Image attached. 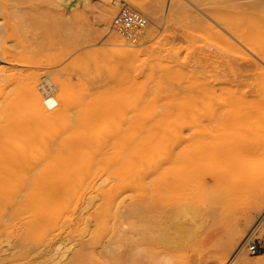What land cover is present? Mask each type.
<instances>
[{
	"label": "rangeland",
	"instance_id": "1",
	"mask_svg": "<svg viewBox=\"0 0 264 264\" xmlns=\"http://www.w3.org/2000/svg\"><path fill=\"white\" fill-rule=\"evenodd\" d=\"M1 1L5 4V8L0 10V57L3 54V49H8L15 52L18 59L20 57L24 58L22 60L19 59L21 65L0 64V75L4 74L2 76H7L5 78L8 79L0 84V101L20 96L25 88V78L33 76L37 77L39 89L45 84L55 85V97H58L63 91H69L70 95H72L71 97H73L74 101L70 104L69 120L62 129L75 131L76 128L74 127H84V129L77 127L76 131L88 130L94 142L99 140L110 141L114 140V138L120 139L122 136L125 137V134L136 139L149 137L146 138L147 157L138 163L139 167L137 165L133 170L135 173L143 174V179L133 180L130 186H125L108 175L98 176L93 171L72 173L73 167H67L65 168L67 170L62 169L61 171H48L45 165L20 166L18 168L15 165L12 166L6 163V160L0 157V264H240V260L262 264L260 260L264 258L261 259L259 256H264V211H254L253 213L249 211L254 203L256 192H237L233 177H225L212 182H207L200 176H196L192 180L187 176L185 178L183 167H180L182 165H179V163L178 165L176 164L175 158H177L176 156L179 155L182 149L179 148V151L177 150L181 145L180 135L182 133L187 135L193 129L199 116L207 113L209 101L213 96L212 88L209 89V86L214 85L216 77L223 80L221 75V77L218 76V72H221L223 76L227 72L229 75L224 76L227 77V80L232 76L231 79H234L235 84L232 88H235L234 90L237 94L239 93L238 90L241 89L240 92H248L250 99L255 98V96L256 98L260 97L257 93L255 95L253 91L257 92L260 88L261 82L257 80L262 79L258 70L263 68L264 64L262 65L259 60L258 64L257 57H255L256 53L252 54L251 48L256 45L259 46L262 42V32L259 25L264 24V0H256V2L255 0L204 1L205 3H214L219 6L218 8L225 23L234 30H241L247 43V49L241 46H238L237 50L235 47V49H232L231 47L233 46L224 43L225 46L227 44L226 47L231 46L229 51L225 46L223 47V42H219L220 39L208 27L207 23L175 17V19L165 20L162 26L156 28V33L152 38H149L145 33L146 30H144L137 44H131L123 39L126 44L125 48L135 45L136 48L143 49V53H145H142V59L139 58V61L136 60V62H133L134 65L124 71L119 69L117 58L121 47L109 42L110 37L116 31L112 27L109 30H105L102 27V23H100V11L105 0H80L83 5L80 3V10H76L78 13L75 16V10L73 15L67 12H70V10H67L64 5L67 2L64 0L63 2L65 3L62 4H60L62 1L57 4L55 0ZM76 1L72 0V2ZM131 1L143 4L145 7L155 4V0ZM86 2L91 7L89 10H84L83 6ZM126 3L135 9L132 4ZM56 5L61 6L59 8ZM120 5L117 6V13ZM191 9L197 12L201 18H204L194 8L191 7ZM142 14L148 20V27L151 26L153 28L149 20L151 16L147 14L148 17L144 13ZM254 19L256 20L255 22ZM257 21H261L260 24L256 23ZM263 26L261 28H264ZM197 31L199 33H195ZM181 32H184L185 35L187 34L186 39L183 36L184 33L181 34L183 38L179 35ZM214 37H217L218 42ZM211 39L216 42H212ZM188 40L190 41L187 42ZM209 44L213 48L216 46L214 50ZM208 45L209 47L207 48ZM218 48L221 51L223 50L222 55ZM178 51L179 53H177ZM249 51L252 53H249ZM240 53L241 56H239ZM144 58L148 60L143 61ZM29 60L31 62L30 65L26 63ZM243 64L249 65L247 69ZM250 65L255 66H252L250 70ZM217 66L224 71L218 70ZM225 70L227 71L225 72ZM229 71L230 73H228ZM236 74L238 76L240 74V76L236 77ZM120 76H124L123 79H119ZM235 77L238 80H235ZM127 78L131 82L127 81ZM212 78L213 80L215 79L214 82ZM45 79L48 80L45 82ZM114 86V89L118 91H121V88H131L134 94L128 102L118 104L116 96L113 95L115 93L113 92L114 89H112ZM240 86L244 88L242 89ZM112 97L115 101H113ZM107 102L109 103L107 104ZM86 103L90 105L88 106ZM205 105L207 108L204 107ZM150 108L153 109V112H151L152 109ZM93 110L94 112H92ZM98 110L102 112H97L96 116L92 114ZM120 111H124L123 114ZM145 112L151 113V115ZM172 112L173 114H171ZM97 114H99L98 117ZM158 115L161 118L157 117ZM138 116L141 118L138 119ZM162 117L164 119L166 117V119L160 120ZM183 117L184 119L182 120ZM84 118L86 123L82 121ZM167 118L170 119L167 120ZM117 119L118 121L116 122ZM188 119L189 124L193 126L186 123ZM88 121L95 122L100 127L96 126L97 129L95 130L92 128L95 125ZM163 121H165L164 124ZM157 122L158 124L160 123V126ZM108 127L113 131H110ZM179 133H181L180 137L178 136ZM155 135L158 136L157 139L154 137ZM178 137L179 139H175ZM94 147L95 145H90L82 149L81 156L90 157L91 155V157H94L97 152ZM3 155L4 151L0 150V156L3 157ZM167 157L172 158L173 161L165 166L162 165L160 174L156 173L158 161ZM261 157L264 159V156ZM261 157L256 162L260 164L259 166L264 171V160L262 161ZM172 162H174V166L176 164V168L171 165ZM141 168H143V171ZM54 172H58L57 175ZM144 175H147L146 178H144ZM102 181H105L103 182L104 184L100 183ZM151 182L154 183L152 184ZM99 183L100 185L97 187ZM262 184H264V174ZM138 189H141L142 192ZM201 189H208L211 193L205 199L200 198L198 200ZM30 190H33V198H35L31 201L25 200L23 195ZM150 195L152 196L150 197ZM91 197H93L92 203L89 205L88 201L90 200L88 199H91ZM70 198L72 202L69 201ZM110 201L113 203L114 211L167 212V210L176 211V209H182L183 207L187 209L188 206L190 210L193 211L194 209L197 213L196 217L191 219L193 224L187 218L190 216H182L180 217L181 219H178L179 221L174 220L171 223H167L168 227L166 226V228L169 232L167 231L166 237L160 238L162 242L159 239H142L143 242H137L138 247L132 249L127 246L124 248V257L119 258L118 253L112 255L111 252L110 255L108 250L102 251V247L107 241L114 242L115 240L113 238L114 234L110 231L112 221L109 222V230H105L101 220L102 214L100 211H106L105 206ZM32 204L34 205L32 206ZM180 204L182 208L178 207ZM28 206L29 208H27ZM50 207L56 208V211H70L59 220L56 230L53 232L54 241H60L61 245L55 251V262L51 263V260L48 261L49 259L46 258L50 252V247L45 245V238L38 240L37 235H28L26 233L24 226H22L24 222L20 212L49 211ZM186 209L184 210L186 211ZM197 224L199 225L197 226ZM186 226L190 228L195 226L194 229L196 231L191 228L195 232L187 234L190 229L188 228V230ZM236 231H240L242 237L232 247V242L230 244V241H236ZM163 239L166 242L163 243ZM171 239L175 242L171 241ZM253 242L260 247V252L256 255H252L248 251L249 245ZM241 245L244 246L243 251L235 259L233 254L237 253L238 249L242 247ZM107 253L110 257L106 256Z\"/></svg>",
	"mask_w": 264,
	"mask_h": 264
},
{
	"label": "bare ground",
	"instance_id": "2",
	"mask_svg": "<svg viewBox=\"0 0 264 264\" xmlns=\"http://www.w3.org/2000/svg\"><path fill=\"white\" fill-rule=\"evenodd\" d=\"M59 1H62V2L60 3ZM64 1L67 2L66 4H64L66 6L67 10H70V12L69 11H67V12L73 15V11L75 10L74 16L77 15L78 11L80 10L81 1L80 0H77L76 2H72V0H64ZM123 1L129 2L130 4H132V6L136 10L144 13L146 16H148V15L151 16V17H149V16L148 17L150 18L149 20L151 21L153 28L151 26L148 27V25H147V27H146L147 29H145L146 30L145 33L149 36V38H152L154 36V34L156 33V28L162 26L164 24L165 20L172 19V18L175 19V17H178V18L182 17L185 19H194L196 21H203V22L207 23L208 27L212 31H214L215 35L220 39L219 42L221 41V42H223V44L227 43L228 45L233 46V47H231V46L226 47L227 44H226V46H225V44L224 45L221 44V45H223V47L225 46V48H227V50H229V51L231 50V49H229V47H231L232 49L236 48V50H237L238 46H241V47L247 49V43L244 39V36H243L241 30H239V29L234 30V29L230 28V26L227 25V23H225L222 15H221L222 13H221L220 9L218 8L219 6H217L214 3H209V2L205 3L204 1H206V0H155V4L153 6H149V7H147V6L145 7L143 4L135 3L131 0H105L103 3L102 9L100 11V23H102V27L105 30L111 29L113 18L117 14V6L119 4H121V2H123ZM207 1H210V0H207ZM250 1H253V0H250ZM55 2L57 4L58 3H60V4L65 3V2H63V0H58V1L55 0ZM255 2H256V0H255ZM64 5H63V7H64ZM56 6L58 7L59 5H56ZM60 6H59V8H60ZM63 7H61V8H63ZM83 7H84V10H89L91 8L90 5L87 4V2L85 3V5ZM191 7L194 8L199 13H201L204 18H201V16L197 12L193 11L191 9ZM221 7H222V5H221ZM233 7H236V6H233ZM3 8H5V4L0 0V10ZM76 10H78V11H76ZM223 12H224V10H223ZM228 17H230V16H228ZM232 17H233V15H232ZM225 18H227V17H225ZM260 20H262V19H260ZM251 21H252V19H251ZM255 21L256 20L254 19V22ZM260 22L257 21L256 23L260 24ZM243 23H244V21H243ZM261 25H259V26H260V29L262 32V42L260 45L258 44L259 46H257V45L252 46L251 45L252 47H254V48H251L253 53L251 51H249V53L250 52L252 54L256 53L255 57H257L256 58L257 62L259 60L260 63L262 62V65H263L264 64V28H261V27L264 24L262 26ZM9 26H10V23H9ZM0 28H1V26H0ZM200 30H202V29H200ZM200 30H198V31H200ZM198 31L195 33H199ZM200 32H202V31H200ZM183 33L184 32H181L179 35H181ZM214 33H213V35H214ZM206 35H205V37H206ZM183 36L185 38L187 36V34L185 35V33H184ZM183 36H182V38H183ZM217 37L216 38L214 37V39H216V41L218 40ZM190 40H192V39L190 38ZM190 40H188L187 42H189ZM207 40H210V39H207ZM211 41L216 42L213 39H211ZM109 42L115 46L121 47V49L118 52L117 58H118V63H119V69H121L123 71L126 70L127 68H129L131 65H134L133 62H136V60L139 61L138 60L139 58L140 59L143 58V57L141 58L142 53L144 52L143 49L136 48L135 45L132 47H126L125 48L126 44H125L123 38L118 36L116 33L112 34V36L109 39ZM131 44H133V43H131ZM188 44L190 45V43H188ZM209 45H210V47H212L211 44H209ZM209 45L207 46V48L209 47ZM254 45H255V43H254ZM214 48L212 47L213 50H214ZM219 51L221 52V55H222L223 50L221 51L219 49ZM2 53L3 54H1L2 56L0 57V64L5 63V64L21 65L20 64L21 61L19 59L22 60V58H24V57H22V58L20 57L18 59L17 54L15 52H13L12 50H8V49H5V50L3 49ZM177 53H179V51ZM143 54H145V53H143ZM224 55H225V52H224ZM239 56H241V53ZM245 57H247V56H245ZM198 58H199V56H198ZM253 58H254V56H253ZM236 59H239V58H236ZM146 60H148V59L146 58ZM146 60L144 58L143 61H146ZM150 60H152V59H150ZM195 60H197V59H195ZM26 63H28L29 65L31 64L30 60L26 61ZM250 63H251V61H250ZM151 64H152V62H151ZM245 64H246V62H245ZM251 64H253V63H251ZM258 64H259V62H258ZM246 65H244V67L247 69V67L249 65L248 66H246ZM252 66L254 67L255 65H252ZM252 66L250 65V67H251L250 70L252 69ZM260 67H258V68H260ZM177 68H178V66H177ZM217 68H218V66H217ZM263 68L258 70L260 72L261 79H262V80H259V79L257 80V81L261 82L260 88L257 92L253 91L254 94L257 93L260 97L258 96L259 98H256V96H255V98H253V99H250V97H248V92H240L241 89L238 90L239 93L237 94V92L234 90L235 88L234 89L232 88L233 86H235L234 79H231L232 76L229 77L230 81L227 80V77H224L226 75L227 76L229 75L226 72L227 70H225L226 73L224 76L221 72H218V74H219L218 76L219 77L222 76L223 80H220L221 78L216 77V81H215L214 85L212 84L213 86H211V85L209 86V89L212 88V95L213 96L209 101L210 103H209V108H208L207 113L205 112L206 114L199 116V119L197 120V122L194 126L192 124H189V119L187 120L188 122H186V123L189 124L190 126H193V129L190 130V132L187 135H185L183 133L178 134V136L181 134L180 135L181 137L180 136L179 137L181 139V145L182 146L180 145L177 150L179 151V148H182V149H181L179 155L176 156L177 158H175V161L177 162L176 164L178 165V163H179V165H182L180 167H183L182 168L183 169V175L185 176V178L187 176L189 179L192 180L196 176H200L204 180H207V182H212L213 180H218V179L225 178V177H231V178L233 177L235 179V187H236L235 190L237 192L242 193V192H248V191H255L256 197H255L253 205L251 206V209L249 210L251 213H253L254 211H264V184H262V178H263V174H264L263 172L264 171H263V168L261 166H259L260 164L257 163L258 162L257 159L260 158L261 156H264V69ZM210 69H213V68H210ZM246 69H245V71H246ZM218 70H222V69L218 68ZM2 71H3V69H2ZM192 71H193V69H192ZM222 71H224V70H222ZM234 71H236V70L234 69ZM179 72H180V70H179ZM185 72H184V74H185ZM228 73H230V71ZM114 74H117V73H114ZM2 75H4V74H2ZM2 75H0V84L4 81L8 80L7 78H5L7 76L3 77ZM199 76H201V75H199ZM211 76H213V75H211ZM239 76H240V74H239ZM239 76L237 75L236 77H239ZM123 77L120 76L119 79H123ZM195 77H196V74H195ZM236 77H235V80H238V79H236ZM47 78H49V77H47ZM125 78H126V76H125ZM47 80L48 79H45V82ZM212 80H213V78H212ZM214 80H213V82H214ZM25 81H26L25 86H24L25 88H24V90L20 96L19 95L16 97L12 96L13 98L2 99L0 101V150L4 151L3 157L2 156H0V157L3 158L4 160H6V163H9L12 166L15 165L18 168L20 166L45 165V167L48 168V171H52V170L61 171L62 169H65L67 167H73L72 173L93 171L98 176L99 175H108L114 179H117V181L123 183L125 186H130L133 183V180H135V179H139V180L143 179V174L135 173V172H133V170H134L135 166L138 165V163H140L142 160L145 159V157H147L146 156V153H147L146 138L149 136L136 139V138H133L131 136H127L125 134V137L122 136V137H120V139L117 137L119 140L114 138V140H110V141H100L99 140V141L94 142V140L90 136L91 134L89 133L88 130L82 131V132L76 131L77 127H80V126H77V127L73 126L74 128H76L75 131L62 129L64 127L65 123L69 120L70 104L73 103V101H74V99H72L73 97H71L72 95H70V92L69 91H63L58 97H55L54 96V92H55L54 86L55 85L53 86V85L45 84L44 86H42L39 89V82L37 80V77L36 78L33 76L26 77ZM127 81L131 82L129 79ZM205 81L207 82V80H205ZM117 82H118V80H117ZM209 83H211V82H209ZM242 83H244V82L242 81ZM54 84H56V83H54ZM240 84H241V82H240ZM204 85H205V82H204ZM207 85H209V84H207ZM117 86H119V85H117ZM236 87H237V85H236ZM114 88H115V86L112 89H114ZM203 88H204V86H203ZM241 88L243 89L244 87H241ZM201 89H202V87H201ZM198 91L200 92V90H198ZM204 91L206 92L205 89H204ZM207 91H208V89H207ZM209 91L211 92V90H209ZM71 92H72V90H71ZM113 92L117 93L116 95H115V93L113 95L116 96V100H117L118 104L128 102L129 99L134 94L131 88H125V89L121 88V91L114 89ZM251 94H252V92H251ZM85 99L87 100V98H85ZM88 99H90V98L88 97ZM101 99H102V97H101ZM112 99H113V97H112ZM113 101H115V100L113 99ZM109 102H107V104ZM86 104L88 105V103H86ZM204 104H205V102H204ZM151 106H148V107H151ZM81 107H83V106H81ZM95 107H94V109H95ZM204 107L207 108L206 105ZM96 108H98V107H96ZM90 109H91V107H90ZM119 109H118V111H119ZM150 109H152V108H150ZM99 111L102 112L101 110H98L92 114L96 116V113ZM105 111H107V110H105ZM149 111H151V110H149ZM201 111H203V110H201ZM92 112H94V110ZM120 112L123 114L124 111L123 112L120 111ZM151 112H153V109ZM173 112L171 114H173ZM86 113H88V112H86ZM90 113H89V115H90ZM132 113L134 114L133 111H132ZM145 113H148V112H145ZM148 114L151 115V113H148ZM98 115L99 114H97V117H98ZM114 115H115V113H114ZM118 115H119V113H118ZM157 117H159V115ZM122 118H123V116H122ZM139 118H141V117L138 116V119ZM159 118H161V117H159ZM163 119H164V117H162V119H160V120H163ZM165 119H166V117H165ZM169 119L167 118V120H169ZM183 119H184V117L182 118V120ZM193 119H194V117H193ZM95 120H97V119H95ZM82 121H84V123H86L85 118ZM117 121H118V119L116 120V122ZM141 121H143V120H141ZM136 122H139V121H136ZM164 122L165 121H163V124H164ZM91 123H93L95 125V127H92V128L96 130L97 129L96 128L97 123L96 124H95V122H91ZM186 123H185V125H186ZM141 124H143V123H141ZM157 124H158V122H157ZM181 124H183V123H181ZM132 125H133V123H132ZM134 125H135V123H134ZM154 125H155V123H154ZM158 125L160 126V123ZM140 126H142V125H140ZM97 127H100V126H97ZM183 127H185V126H183ZM80 128L84 129V127H80ZM152 128H153V126H152ZM176 129L178 130V127ZM135 130H132V131H135ZM110 131H113V130L110 129ZM114 131H116V129H114ZM153 131H154V128H153ZM103 133H105V132H103ZM111 133H114V132H111ZM137 133L139 134V132H137ZM175 133H176V131H175ZM116 134H118V132H116ZM134 134H135V132H134ZM160 134H161V132H160ZM176 135H177V133H176ZM154 137H156V139H157L158 136L155 135ZM175 137H177V136H175ZM179 137L175 138V139H179ZM104 138H106V137H104ZM172 139H174V138H172ZM106 140H107V138H106ZM167 143H168V140H167ZM169 143H170V140H169ZM172 143H173V141H172ZM176 144H177V142H176ZM90 145H95L94 148H95V150H97V152L95 153V156L91 157L90 154H89L90 157L81 156L82 149H84L85 147H88ZM148 149H150V148H148ZM175 154H176V152H175ZM263 160L264 159L262 158V161ZM171 161H173V159L170 157L169 158L168 157L162 158L161 160H159L158 161L159 163L157 164L158 166H157V169L155 170V172L160 174L162 171L161 166L162 165L165 166L166 164H170ZM176 164H175V166H176ZM10 165H8V166H10ZM171 165L174 166V162H172ZM171 165H169V166H171ZM175 166H174V168H176ZM138 167H139V165H138ZM143 167H145V166H143ZM14 168H16V167H14ZM14 168H12V169H14ZM16 170H14V171H16ZM65 170H67V169H65ZM141 170L143 171V168H141ZM178 170H179V168H178ZM145 172H147V171H145ZM145 172H144V174H145ZM54 173H56V172H54ZM57 173H56V175H57ZM140 175H141V177H140ZM25 176H27V175L25 174ZM146 176L144 175V178H146ZM73 177H74V175H73ZM54 180H55V178H54ZM104 180H106V179H104ZM10 181H11V179H10ZM54 182H56V181H54ZM103 182H105V181H102L100 183H103ZM100 183L97 185V187L100 185ZM35 184L37 185V183H35ZM53 186H55V185H53ZM97 187H96V189H97ZM141 188H143V187H141ZM152 189H154V188H152ZM16 190H18V189L16 188ZM33 190H30L28 193H26L27 195L26 194L23 195V198H25V200H30V201L33 200L35 198V197L33 198ZM138 190H140V192H142L141 189H138ZM47 192H48V190H47ZM210 193H211V191L208 189H201L200 197L198 198V200L200 198L205 199L206 196L209 195ZM17 194H18V192H17ZM139 194L141 195V193H139ZM151 196L152 195H150V197ZM191 196H192V193H191ZM248 196H249V194H248ZM71 198H72V196H71ZM71 198L69 199L70 202H72ZM92 198L93 197H91V199L90 198L88 199V200H90V201H88L89 205L92 203ZM121 199H123V198H121ZM33 205L34 204H32V206ZM85 207H86V205H85ZM178 207L180 208L181 204ZM27 208H29V206ZM34 208H35V206H34ZM36 208H37V206H36ZM174 208H175V206H174ZM182 209H176V211H168L166 209L167 212L166 211L165 212H159V211H114V206H113L112 201L108 202L105 206L106 211H100L102 214L101 220L104 224L105 230H109L108 225H109V222L112 221V227L110 228V231L114 234L113 238L115 240H114V242L107 241L103 245L102 251H104L106 249L105 251L108 250V253L110 252V255H111V252H112V255L118 253L119 258H122V257H124V253H123L124 248H126L127 246H130V248H132V249L136 248V247H138L137 242L142 241V239H146V240L147 239H150V240L159 239V241H160L161 240L160 238H162L163 236H165L169 232L168 229L166 228L167 223H169V222L171 223V221H174V220L179 221L178 219H181L180 217H182V216L183 217L184 216L185 217L190 216L191 218L187 217L190 220L193 219L194 217H196L195 215H196L197 211H194V209L192 211L189 209L188 206H187V209L184 207ZM184 209H186V211ZM20 212L22 214V221L24 222V225H22V226H24V230L26 231V233L28 235H34V234L37 235L38 240L45 238V240H44L45 245H49V247H50V252H49V254H47L46 258L49 259L48 261L51 260L50 263L53 261L55 262V251L61 245V242L60 241H56V242L54 241L53 232L56 230L55 228H56V225L58 224L59 220L66 213H68L70 211H56V208L50 207L49 211H40L39 210V211H20ZM203 218H205V217H203ZM182 221H180V222H182ZM192 221L193 220H191V222ZM192 224H193V222H192ZM198 225L199 224H197V226ZM194 227L192 226L191 228L194 229ZM188 228L191 230V228L189 226L187 227V229ZM174 229L177 230L176 228H174ZM190 230L187 234H189L190 232L194 233L196 231V229H194L195 231L194 230L190 231ZM181 231L183 232L182 229H181ZM179 234H181V233L179 232ZM235 236H236V241H234V242L230 241V244L232 242V247L235 246V244L239 240H241L242 233L240 231H238L235 234ZM180 238H182V237H180ZM139 239H141V240H139ZM189 239H190V237H189ZM164 240L165 239H163V243L166 242ZM171 241H173V240L171 239ZM145 242H147V241H145ZM154 242H156V241H154ZM161 242H162V240H161ZM173 242H175V241H173ZM177 243H178V241H177ZM156 244H157V242H156ZM165 244H163V245H165ZM88 247H90V246H88ZM243 248H244V246L240 247V249H238L237 253L233 254V255H235V259H237V257H239V255L243 251ZM143 250H141V251L143 252ZM108 253L106 255L107 257L109 256ZM7 254H9V253H7ZM259 258L262 259V258H264V256H259ZM260 261L262 262V264H264V259L260 260ZM239 263L240 264H254L252 262H248L247 260H240Z\"/></svg>",
	"mask_w": 264,
	"mask_h": 264
},
{
	"label": "built area",
	"instance_id": "3",
	"mask_svg": "<svg viewBox=\"0 0 264 264\" xmlns=\"http://www.w3.org/2000/svg\"><path fill=\"white\" fill-rule=\"evenodd\" d=\"M148 25V20L139 11L133 9L128 3L122 2L118 13L112 21V29L126 41L136 44ZM252 255L260 252V247L252 243L248 247Z\"/></svg>",
	"mask_w": 264,
	"mask_h": 264
}]
</instances>
